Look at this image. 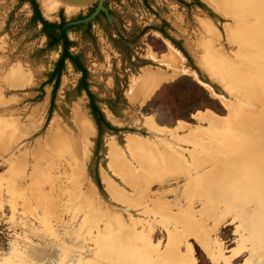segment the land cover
I'll return each mask as SVG.
<instances>
[{
    "label": "rangeland",
    "instance_id": "rangeland-1",
    "mask_svg": "<svg viewBox=\"0 0 264 264\" xmlns=\"http://www.w3.org/2000/svg\"><path fill=\"white\" fill-rule=\"evenodd\" d=\"M241 1L35 0L91 22L68 37L99 139L81 72L53 94L60 48L0 0V264H264V192L229 171L264 150V0Z\"/></svg>",
    "mask_w": 264,
    "mask_h": 264
},
{
    "label": "trees",
    "instance_id": "trees-1",
    "mask_svg": "<svg viewBox=\"0 0 264 264\" xmlns=\"http://www.w3.org/2000/svg\"><path fill=\"white\" fill-rule=\"evenodd\" d=\"M33 9L32 21L41 24L40 32L47 38L46 48H60L59 56L54 63L51 72L48 73L47 83L53 82L52 93L54 94L60 81V76L65 67L66 61L72 63L74 68L81 72L77 89L85 90L89 98V108L92 118L98 130V138L100 139L102 133L106 130H116L105 118L101 111L95 95L88 87L87 69L80 60L79 55L73 54L70 50L73 41L68 37V30L74 27L86 26L89 27L91 22L79 23L76 25H67V21L61 16L59 22L49 21L45 19L38 8L35 0H29Z\"/></svg>",
    "mask_w": 264,
    "mask_h": 264
},
{
    "label": "bare ground",
    "instance_id": "bare-ground-1",
    "mask_svg": "<svg viewBox=\"0 0 264 264\" xmlns=\"http://www.w3.org/2000/svg\"><path fill=\"white\" fill-rule=\"evenodd\" d=\"M250 1H252V0H250ZM44 2H45L44 4H46L47 8L49 10H52L54 4L59 2V0H44ZM250 3H251L250 4V6H251L252 2H250ZM243 4H245V3H243ZM70 7L73 8L74 5H70ZM248 7H249V5H248ZM251 8H254V7L251 6ZM260 15H264V14H260ZM261 17H263V16H261ZM261 17H259L258 23H256V25L253 27L259 33V37H260V35L264 34V17H263V19ZM158 81L159 80L157 78H154L153 84L156 85L158 83ZM144 90H147V89H144ZM244 154L245 153H243V150L240 151L238 158H236L235 160H232L230 162L231 164L229 165V169H230L229 171H231L233 174H236L238 176V179H236V181L238 183L252 185L253 190L264 192V179H262V177L259 176V174H258V172L260 173L264 170V150L259 155H256V156H250V155L245 156ZM250 157L251 158L254 157V159H253L254 161H251ZM252 169L258 170V172H255V174H254L255 176H253V174H251L253 172Z\"/></svg>",
    "mask_w": 264,
    "mask_h": 264
},
{
    "label": "water",
    "instance_id": "water-1",
    "mask_svg": "<svg viewBox=\"0 0 264 264\" xmlns=\"http://www.w3.org/2000/svg\"><path fill=\"white\" fill-rule=\"evenodd\" d=\"M59 1L70 5H87L93 2H97L98 6L101 8L104 0H59Z\"/></svg>",
    "mask_w": 264,
    "mask_h": 264
}]
</instances>
